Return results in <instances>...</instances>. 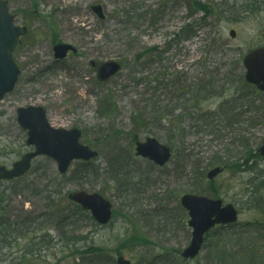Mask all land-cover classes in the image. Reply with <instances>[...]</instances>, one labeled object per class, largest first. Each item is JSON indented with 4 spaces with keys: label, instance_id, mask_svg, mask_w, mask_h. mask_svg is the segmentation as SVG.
Segmentation results:
<instances>
[{
    "label": "rangeland",
    "instance_id": "obj_1",
    "mask_svg": "<svg viewBox=\"0 0 264 264\" xmlns=\"http://www.w3.org/2000/svg\"><path fill=\"white\" fill-rule=\"evenodd\" d=\"M6 1L29 34L14 53L16 89L0 102V165L11 169L33 151L17 119L31 106L46 110L52 128L80 130L98 156L74 162L66 176L56 161L37 158L23 178L0 182L16 239L0 246V264H115L119 256L132 264H264V215L250 193L264 182V94L245 81L243 65L264 47V0H198L211 6L208 17L194 0ZM54 41L78 54L56 64ZM107 62L122 70L101 84L92 64ZM150 137L172 151L162 168L135 155ZM215 168L224 171L210 181ZM78 192L111 202L109 226L90 213L73 216L69 195ZM184 195L239 210L238 223L218 228L187 261ZM48 235L51 246L37 244Z\"/></svg>",
    "mask_w": 264,
    "mask_h": 264
},
{
    "label": "water",
    "instance_id": "obj_2",
    "mask_svg": "<svg viewBox=\"0 0 264 264\" xmlns=\"http://www.w3.org/2000/svg\"><path fill=\"white\" fill-rule=\"evenodd\" d=\"M100 19L104 18L100 7L93 8ZM25 28L16 27L14 16L9 12V4L0 0V102L6 95L15 90L21 73L19 66L14 61V53L21 45V37L26 36ZM233 37L234 31L231 32ZM70 50L67 46L55 49L56 58L64 59ZM246 80L251 86H256L264 93V47L253 50L244 59ZM121 71L117 62H107L99 69V77L105 82L114 78ZM18 124L22 130L27 131L29 147H34L33 153H28L14 163L11 169L0 166V182L13 181L21 178L31 168L32 162L37 157H49L58 164V171L66 175L68 169L76 160L89 162L97 158V153L81 144V131L52 128L46 118V110L42 107L21 108L17 112ZM136 156L149 159L155 165L163 167L171 159L170 149L160 145L155 139L139 142ZM264 158V143L259 150ZM222 170L208 173V179L213 181ZM69 199L80 205L85 211H90L99 225H109L113 216L112 205L105 201L101 195L78 192L70 195ZM181 205L189 213V228L193 230L192 241L183 254L184 259H194L200 252L205 242V237L215 226L236 223L237 210L232 205L223 206L221 200L208 197L185 195ZM117 264H131L124 257L118 259Z\"/></svg>",
    "mask_w": 264,
    "mask_h": 264
},
{
    "label": "trees",
    "instance_id": "obj_3",
    "mask_svg": "<svg viewBox=\"0 0 264 264\" xmlns=\"http://www.w3.org/2000/svg\"><path fill=\"white\" fill-rule=\"evenodd\" d=\"M192 5L195 6L196 10L204 13V15H206L207 17L211 16V14H212L211 6L201 4L198 0L197 1L194 0L192 2ZM259 10L260 9L258 8V5H255L254 6V13L258 12ZM210 85H212V83ZM213 85H214V83H213ZM257 158H259V155L256 156V159ZM208 185L210 188H216V186H217L215 184L212 185L211 183ZM263 192H264V182H262V184H258V186L254 185V189L250 192L251 194H253V197H255V198L259 197L253 202L254 205L252 207L254 209H256V211H258L262 215H264V193ZM215 196L218 197L217 195H215ZM3 199H4V194L0 195V246L1 247L11 246L13 244V240H16V239H14L13 226L11 225V223H9L6 220L5 216H3V211L1 209V203H2ZM72 214L74 217L79 216V215H88V213L84 212L79 206L78 207L75 206V211H73ZM216 232H217V230H215V231H213L207 235L206 243L208 242V238ZM44 237H45V240L39 238V242H37V244L38 243H48L51 246L52 244H50L51 239H50L49 235L44 236ZM35 240L31 239V240H28V242H29V244H35ZM133 241H137V239H134ZM35 247H36V245H32L31 246L32 251L30 249L27 250L28 254L35 253V251H36Z\"/></svg>",
    "mask_w": 264,
    "mask_h": 264
},
{
    "label": "flooded vegetation",
    "instance_id": "obj_4",
    "mask_svg": "<svg viewBox=\"0 0 264 264\" xmlns=\"http://www.w3.org/2000/svg\"><path fill=\"white\" fill-rule=\"evenodd\" d=\"M94 7H100L101 9H102V6H93V7H91L92 9L94 8ZM93 12L96 14V12L94 11V9H93ZM102 12H103V9H102ZM14 15V14H13ZM17 19H18V17L16 16V15H14V23H15V21H17ZM16 24V23H15ZM16 26H18V27H20V28H25L26 30H27V35L26 36H24V37H22L21 38V43H22V40L25 38V37H27L28 36V28L26 27V26H19V25H16ZM60 46H67V47H69L70 48V50L68 51V55L64 58V59H61V60H58L57 58H56V54H55V49L56 48H58V47H60ZM52 54H53V57H54V59H55V63L56 64H58V65H60L61 64V62H64V61H66L70 56H72V55H76V54H78L77 53V49L73 46V45H69V44H66V43H63V42H57V41H54L53 42V47H52ZM103 65H99V66H97V64H95V63H93L92 64V68H95V71H96V73H97V79H98V82L99 83H101V84H105V82H107V81H105V82H103L101 79H100V77H99V73H98V71H99V69L102 67ZM19 68H20V66H19ZM20 71H21V69H20ZM20 75H21V73H20ZM19 75V76H20ZM111 80V79H110ZM109 81V80H108ZM27 133V132H26ZM82 134V133H81ZM82 136V135H81ZM28 147V146H27ZM29 148V147H28ZM34 151V150H33ZM33 151H30V152H28V153H32ZM27 154V153H26ZM25 155V154H24ZM113 208V207H112ZM114 213V212H113ZM139 242V241H138ZM140 243V242H139ZM3 248V247H2ZM1 249V248H0ZM119 257H123V256H119ZM128 260V259H127Z\"/></svg>",
    "mask_w": 264,
    "mask_h": 264
}]
</instances>
